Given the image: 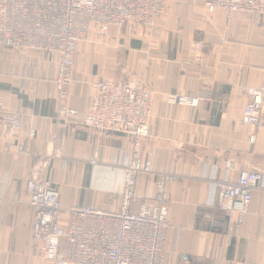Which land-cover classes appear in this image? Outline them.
Wrapping results in <instances>:
<instances>
[{
	"label": "crops",
	"instance_id": "1",
	"mask_svg": "<svg viewBox=\"0 0 264 264\" xmlns=\"http://www.w3.org/2000/svg\"><path fill=\"white\" fill-rule=\"evenodd\" d=\"M259 20L245 14L228 18L223 11L209 15L200 0H168L153 29L112 27L103 42L91 35L76 56L69 100L81 115L71 122L55 119L59 56L0 49V100L22 116V129L14 133L0 120V264H52L34 244L26 192L32 175L53 182L64 208H120L133 138L81 122L92 101V82L101 78H131L153 90L154 115L141 153L157 174L180 176L168 185L165 264H185L182 253H189L192 263L264 264V120L257 127L242 122L247 89L264 80ZM204 92L209 96L198 107L166 99L169 93ZM94 157L97 164L91 163ZM245 168L261 172L263 181L238 226L236 214L228 217L219 208L210 181L236 180ZM157 179L138 177L140 197L132 211L144 201L155 203Z\"/></svg>",
	"mask_w": 264,
	"mask_h": 264
},
{
	"label": "built area",
	"instance_id": "2",
	"mask_svg": "<svg viewBox=\"0 0 264 264\" xmlns=\"http://www.w3.org/2000/svg\"><path fill=\"white\" fill-rule=\"evenodd\" d=\"M168 0H0V49H33L59 56L56 121L71 122L81 115L70 104L76 56L82 42L96 34L104 41L112 27L155 28L166 11ZM208 14L223 11L258 15L264 29V0H200ZM93 97L81 122L103 132L126 134L133 138L129 160L124 166V188L118 210L87 204L62 206L59 190L50 179L30 176L26 192L33 212L32 233L40 256L52 264H165L171 221L167 214L168 185L180 176L156 173L153 162L141 153V144L150 133L154 115L153 90L146 83L126 79H98L92 82ZM249 101L242 122L254 127L264 120V80L247 89ZM202 96L169 93L170 104L198 107ZM0 120L11 133L22 129V116L0 100ZM80 120V118H79ZM256 141V134L250 137ZM16 147V144H11ZM92 164H97L94 157ZM231 166L230 162L227 164ZM141 174L158 175L154 204L144 201L132 211L140 197L137 189ZM263 181L261 172L245 168L236 180H211L218 206L228 217L238 216L240 226ZM185 264L192 263L182 253Z\"/></svg>",
	"mask_w": 264,
	"mask_h": 264
},
{
	"label": "rangeland",
	"instance_id": "3",
	"mask_svg": "<svg viewBox=\"0 0 264 264\" xmlns=\"http://www.w3.org/2000/svg\"><path fill=\"white\" fill-rule=\"evenodd\" d=\"M96 40V39H95ZM98 41H100V39H97Z\"/></svg>",
	"mask_w": 264,
	"mask_h": 264
}]
</instances>
